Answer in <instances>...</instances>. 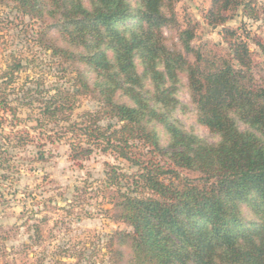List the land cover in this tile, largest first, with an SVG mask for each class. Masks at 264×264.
I'll list each match as a JSON object with an SVG mask.
<instances>
[{"label": "trees", "instance_id": "16d2710c", "mask_svg": "<svg viewBox=\"0 0 264 264\" xmlns=\"http://www.w3.org/2000/svg\"><path fill=\"white\" fill-rule=\"evenodd\" d=\"M9 1L51 20L49 47L84 67L70 87H27L16 96L27 109L37 103L36 128L53 124L50 141L67 138L74 160L97 148L137 168L126 173L107 162L105 179L75 187L100 202L97 212L131 228L103 243L112 264H264V72L257 83L247 39L224 26L229 56L195 46L197 24L182 26L178 0ZM241 8L261 17L251 0H212L207 19L224 25ZM165 29L177 31L178 41L168 45ZM256 44L264 53V41ZM23 68L13 57L2 73L0 112L16 116L8 89ZM183 90L215 141L178 117L188 109ZM88 94L99 106L75 116ZM8 161L0 157L1 165ZM28 218L37 246L49 218ZM16 228L0 227V252Z\"/></svg>", "mask_w": 264, "mask_h": 264}, {"label": "rangeland", "instance_id": "374dc122", "mask_svg": "<svg viewBox=\"0 0 264 264\" xmlns=\"http://www.w3.org/2000/svg\"><path fill=\"white\" fill-rule=\"evenodd\" d=\"M251 1L252 7L260 12V18L241 8L219 26L210 24L207 19L212 0H178L176 12L183 27L189 22L197 24L195 46L207 44L226 56L230 55V50L223 38V27L236 29L250 43L256 64L255 79L260 83L264 53L256 41H264V0ZM49 23V19L24 14L14 1L0 0V84L2 73L13 57L24 65L8 89L16 116L11 111L0 112V157L9 160L3 165L0 163V227L6 229L17 225L0 252L4 253L0 264H112L103 243L114 232L131 228L111 220L106 213L97 212L101 209L100 202L89 199L75 187H83L85 181L95 184L97 180L105 179L107 162L121 167L126 173L137 168L129 161L97 148L86 159L74 160L67 138L50 141L53 124L36 128L37 103L31 110L16 100L27 87L44 90H52L56 85L70 87L72 77L80 69L84 70L82 65L65 60L49 47L54 37ZM165 35L168 45L172 38L178 41L177 31L171 33L165 29ZM179 95L181 102L188 106L187 110L178 112L186 128L215 141L209 130L198 124L188 91L183 90ZM77 105L75 116L84 110L96 109L99 101L95 94L82 95ZM19 137L26 138L25 142H19ZM158 158L164 161L162 156ZM179 171L190 178L200 176L187 169ZM87 210L92 211L91 217L84 216ZM32 214L49 218L43 228V239L37 246L30 238L33 231L29 229L28 217ZM73 254L76 257H72Z\"/></svg>", "mask_w": 264, "mask_h": 264}]
</instances>
